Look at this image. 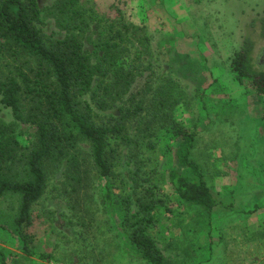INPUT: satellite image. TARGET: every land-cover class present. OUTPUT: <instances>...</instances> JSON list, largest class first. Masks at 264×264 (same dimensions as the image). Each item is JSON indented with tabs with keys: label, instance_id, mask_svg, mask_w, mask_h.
I'll use <instances>...</instances> for the list:
<instances>
[{
	"label": "rangeland",
	"instance_id": "obj_1",
	"mask_svg": "<svg viewBox=\"0 0 264 264\" xmlns=\"http://www.w3.org/2000/svg\"><path fill=\"white\" fill-rule=\"evenodd\" d=\"M39 3L45 39H63L68 16L57 0ZM81 3L94 19L86 29L91 49L110 21L140 27V45L131 39L144 65L137 85L160 86L169 104L160 107L152 129L148 121L155 115L147 114L127 125L128 135L109 140L108 177L97 171L87 140L46 163L47 185L28 232L51 260L21 251L14 224L20 198L0 196V252L9 264H151L125 248L123 231L143 227L168 264H264V95L258 97L248 80L239 83L230 68L245 38L254 41L255 52L264 50V0ZM15 61L7 54L0 65ZM104 99V108L93 105L97 121L116 115L122 103L114 92ZM170 120L197 132L191 156L217 201L212 212L183 200L169 180ZM16 135L20 153H27L36 127L18 125Z\"/></svg>",
	"mask_w": 264,
	"mask_h": 264
},
{
	"label": "trees",
	"instance_id": "obj_2",
	"mask_svg": "<svg viewBox=\"0 0 264 264\" xmlns=\"http://www.w3.org/2000/svg\"><path fill=\"white\" fill-rule=\"evenodd\" d=\"M57 8L68 16V32L63 39L48 41L39 26V0H0V60L7 54L16 59L12 66L0 65V196H19L14 224L22 242L21 251L42 260H51L52 255L35 249L28 228L33 206L47 185L46 163L68 157L80 140H87L97 171L108 177L109 140L128 135L127 125L142 121L147 114L155 115L148 121L152 129L160 107L169 104L160 95V86L149 81L137 85L144 65L131 39L137 38L140 45L139 26L122 18L110 21L102 27L91 49L86 42V29L94 20L88 14L89 8L81 0H57ZM262 28L264 31V17ZM230 68L239 83L248 80L258 97L264 95V50L255 52L251 38H245L234 51ZM113 92L122 102L117 114L97 121L93 105L102 108L106 104L104 96ZM170 123L173 164L169 180L183 200L211 212L217 201L191 156L197 132L180 126V122ZM21 124L36 127L35 140L27 153H20L22 146L16 135V127ZM17 164L20 167L15 172ZM107 196L112 198L110 191ZM123 237L126 250L137 258L151 264H168L143 227L128 235L123 231ZM0 264H9L6 253L0 252Z\"/></svg>",
	"mask_w": 264,
	"mask_h": 264
},
{
	"label": "crops",
	"instance_id": "obj_3",
	"mask_svg": "<svg viewBox=\"0 0 264 264\" xmlns=\"http://www.w3.org/2000/svg\"><path fill=\"white\" fill-rule=\"evenodd\" d=\"M215 207H216V206H215ZM215 207H214V208H215ZM213 210H214V209H213ZM213 210H212V211H213ZM212 211H211V212H212Z\"/></svg>",
	"mask_w": 264,
	"mask_h": 264
}]
</instances>
